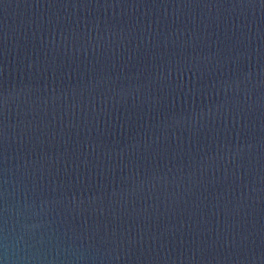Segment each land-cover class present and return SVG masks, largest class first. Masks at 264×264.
I'll use <instances>...</instances> for the list:
<instances>
[{
    "label": "water",
    "instance_id": "water-1",
    "mask_svg": "<svg viewBox=\"0 0 264 264\" xmlns=\"http://www.w3.org/2000/svg\"><path fill=\"white\" fill-rule=\"evenodd\" d=\"M0 264H264V0H0Z\"/></svg>",
    "mask_w": 264,
    "mask_h": 264
}]
</instances>
